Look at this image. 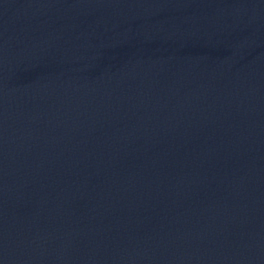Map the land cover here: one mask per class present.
Here are the masks:
<instances>
[{
    "label": "water",
    "instance_id": "1",
    "mask_svg": "<svg viewBox=\"0 0 264 264\" xmlns=\"http://www.w3.org/2000/svg\"><path fill=\"white\" fill-rule=\"evenodd\" d=\"M0 264H264V0H0Z\"/></svg>",
    "mask_w": 264,
    "mask_h": 264
}]
</instances>
